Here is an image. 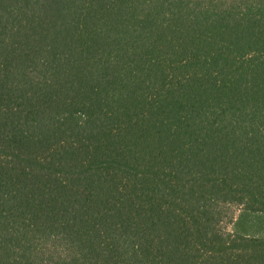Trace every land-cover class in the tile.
Wrapping results in <instances>:
<instances>
[{
  "label": "trees",
  "instance_id": "16d2710c",
  "mask_svg": "<svg viewBox=\"0 0 264 264\" xmlns=\"http://www.w3.org/2000/svg\"><path fill=\"white\" fill-rule=\"evenodd\" d=\"M251 220L264 0H0V264H264Z\"/></svg>",
  "mask_w": 264,
  "mask_h": 264
},
{
  "label": "rangeland",
  "instance_id": "374dc122",
  "mask_svg": "<svg viewBox=\"0 0 264 264\" xmlns=\"http://www.w3.org/2000/svg\"><path fill=\"white\" fill-rule=\"evenodd\" d=\"M262 227V229H260ZM264 229V223H260L256 220H251L248 222L247 230L253 234H259ZM243 230H245L243 228Z\"/></svg>",
  "mask_w": 264,
  "mask_h": 264
}]
</instances>
